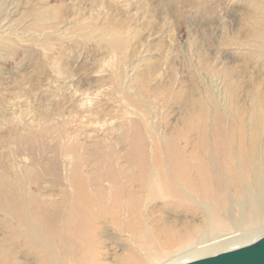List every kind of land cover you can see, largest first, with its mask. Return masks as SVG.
<instances>
[{
  "label": "rangeland",
  "instance_id": "rangeland-1",
  "mask_svg": "<svg viewBox=\"0 0 264 264\" xmlns=\"http://www.w3.org/2000/svg\"><path fill=\"white\" fill-rule=\"evenodd\" d=\"M258 9L264 0H0V264L205 258L182 254L200 221L189 193L205 198L173 174L170 145L183 151L198 114L193 135L237 143L236 102L244 133L263 140ZM219 193L215 214L233 185ZM215 226L212 238L237 232Z\"/></svg>",
  "mask_w": 264,
  "mask_h": 264
},
{
  "label": "bare ground",
  "instance_id": "bare-ground-1",
  "mask_svg": "<svg viewBox=\"0 0 264 264\" xmlns=\"http://www.w3.org/2000/svg\"><path fill=\"white\" fill-rule=\"evenodd\" d=\"M259 11L263 13L264 17V12ZM4 20L5 18L0 21L1 33L4 32L1 30L4 27ZM262 56L264 57L263 54ZM0 57L5 58V53L0 52ZM214 83L212 92L219 96L222 93L221 82L215 81ZM257 93L258 91L254 94ZM254 100L256 103L259 102L257 96H255ZM197 103H199L197 100H192L188 106L193 107ZM201 106H203L202 103ZM235 108L240 124V137L237 143H224L223 137L209 144L207 142L209 139L202 138L201 129L198 130L199 132L196 135H193L191 130L199 124L198 120H200V115L198 114L196 119L189 121L186 130H188L187 135H191L192 138H184L183 151L181 150L183 147L179 145H170L172 157L170 158L169 165L172 168L173 174L182 178L187 191L190 192V189H196L205 198V200L197 199L188 192L190 198L193 200V203H190L194 208H188L186 212L198 216L200 221L198 222L199 225L196 223L197 225H191V227L189 226L185 230L186 237L184 236L183 238L195 240L191 244L186 245L187 247H183L185 249L182 252V254L184 253L183 255L192 254L195 257L205 258L216 256L250 245L259 240V236L264 234V138L261 140L257 127H252L248 134L244 133V111L239 109L237 102ZM134 132V139L140 138L142 140L141 131L136 128ZM245 138L247 141H245ZM140 143L141 141H134L132 148H139ZM181 152L185 157L183 160L178 159V155ZM161 178L156 175L152 177V180L155 183H160ZM227 182L233 185L234 193L229 196L227 194L223 195L224 201L220 205L222 211L219 214H215L213 207H215L216 203H219V192ZM220 222L230 225V228H237V232L212 238V235L217 232V228L216 226L211 227V225L220 224ZM247 227L250 229L247 230ZM210 230H212V233H210ZM249 238L251 239L250 241ZM163 239H165L162 243L164 247L171 248V243L168 242L169 239L166 237ZM236 241H240V244H232ZM243 241L247 243L244 242V245ZM191 258L193 257H187L183 261L180 258L179 264L191 262Z\"/></svg>",
  "mask_w": 264,
  "mask_h": 264
},
{
  "label": "water",
  "instance_id": "water-1",
  "mask_svg": "<svg viewBox=\"0 0 264 264\" xmlns=\"http://www.w3.org/2000/svg\"><path fill=\"white\" fill-rule=\"evenodd\" d=\"M185 264H264V237L250 245Z\"/></svg>",
  "mask_w": 264,
  "mask_h": 264
}]
</instances>
